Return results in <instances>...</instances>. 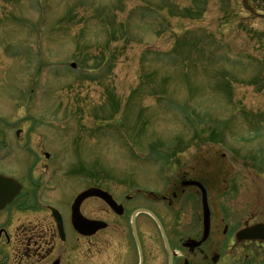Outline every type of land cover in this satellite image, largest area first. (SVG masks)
<instances>
[{
    "label": "rangeland",
    "instance_id": "obj_1",
    "mask_svg": "<svg viewBox=\"0 0 264 264\" xmlns=\"http://www.w3.org/2000/svg\"><path fill=\"white\" fill-rule=\"evenodd\" d=\"M17 128L61 152L25 155L26 172L100 171L129 194L216 171L229 232L264 223V3L0 0V138ZM14 156L1 166L21 173ZM226 252L264 264L257 244Z\"/></svg>",
    "mask_w": 264,
    "mask_h": 264
},
{
    "label": "flooded vegetation",
    "instance_id": "obj_2",
    "mask_svg": "<svg viewBox=\"0 0 264 264\" xmlns=\"http://www.w3.org/2000/svg\"><path fill=\"white\" fill-rule=\"evenodd\" d=\"M13 140L15 143L7 136L0 138V156L5 157L0 166L15 154L21 167V173L3 166L0 169V174L13 176L21 183L15 188L1 185L5 193L0 202L7 203H0V264H231L234 258L226 250L234 245L242 250L251 244L264 248L262 243L236 242V233L229 232L228 224L220 233L221 223L213 212L208 237L202 241L205 231L202 192L197 186L183 183L195 179L210 190L211 175L203 179L186 172L165 192L157 188L123 194L107 185L100 171L90 174L87 170L78 173L67 169L61 175L59 169H49L47 163L48 168L26 172L25 155H35L36 159L42 156L49 162L61 152H56L52 143L48 150L37 144L35 151L29 146L31 138L22 137L21 131ZM128 176L129 185L137 183V174ZM74 182L79 184L75 186ZM90 188L109 192L116 203L101 195L90 196L80 203V219L76 220L74 201ZM10 189L17 193L8 201ZM187 198L190 205L196 204L194 215L188 218L182 216L185 207L182 202ZM52 207L59 210L63 222ZM86 220L96 224L91 227ZM247 258L246 254L235 262L244 264Z\"/></svg>",
    "mask_w": 264,
    "mask_h": 264
},
{
    "label": "water",
    "instance_id": "obj_3",
    "mask_svg": "<svg viewBox=\"0 0 264 264\" xmlns=\"http://www.w3.org/2000/svg\"><path fill=\"white\" fill-rule=\"evenodd\" d=\"M264 2V0H261ZM14 180L8 177H4V176H0V196L5 193L4 190L2 189V184H9L8 187L13 186L11 182H13ZM186 185L188 184H195L198 185L202 188L203 191V211H204V218H205V235L203 237L204 241L207 237H208V233H209V218H210V209H209V205H208V200H207V191L206 189L198 182L196 181H189L185 183ZM17 190H9L7 192L10 193V199L11 197L14 196V194L16 193ZM5 195V194H4ZM99 196L101 195L102 197H104L103 193H100L99 190H95V189H90L87 190L85 192H83L82 194L79 195V197L76 199L75 204L73 206V211H74V218L77 220L80 219V217L78 216V211H79V205L80 203L87 197L89 196ZM108 199V198H107ZM0 201H2L0 199ZM3 203L2 205H4L5 202H0ZM7 203V201H6ZM90 226H94L93 223L90 222ZM93 231V230H92ZM238 239L239 240H264V223H260V224H256L253 226H248L244 229H242L241 231L238 232Z\"/></svg>",
    "mask_w": 264,
    "mask_h": 264
},
{
    "label": "trees",
    "instance_id": "obj_4",
    "mask_svg": "<svg viewBox=\"0 0 264 264\" xmlns=\"http://www.w3.org/2000/svg\"><path fill=\"white\" fill-rule=\"evenodd\" d=\"M162 156V155H161Z\"/></svg>",
    "mask_w": 264,
    "mask_h": 264
}]
</instances>
